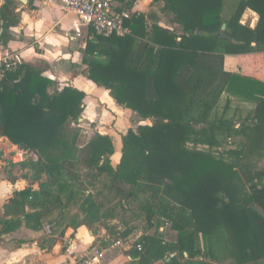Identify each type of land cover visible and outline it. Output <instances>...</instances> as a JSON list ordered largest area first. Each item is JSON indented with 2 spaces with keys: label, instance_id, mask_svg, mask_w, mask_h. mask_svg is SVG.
<instances>
[{
  "label": "trees",
  "instance_id": "obj_1",
  "mask_svg": "<svg viewBox=\"0 0 264 264\" xmlns=\"http://www.w3.org/2000/svg\"><path fill=\"white\" fill-rule=\"evenodd\" d=\"M113 1L120 10L138 0ZM150 1L175 27L159 24L154 10L132 11L129 34L90 29L82 50L87 78L141 122L121 135L115 165L111 136L94 132L78 145L79 129L66 127L81 117L84 91L55 88L26 63L3 71L0 137L35 154L17 164L36 187L12 193L2 231L23 223L60 237L70 227L101 223L111 213L92 190L106 176L103 186L144 213L140 229L105 225L117 239L131 240V263L264 261V185L253 182L264 171L252 175L248 168L264 157V79L224 66L225 54L259 53L264 67V0ZM17 4L0 6L2 44L20 21ZM246 8L258 14L254 26L240 22ZM77 199L82 220L68 210Z\"/></svg>",
  "mask_w": 264,
  "mask_h": 264
},
{
  "label": "crops",
  "instance_id": "obj_2",
  "mask_svg": "<svg viewBox=\"0 0 264 264\" xmlns=\"http://www.w3.org/2000/svg\"><path fill=\"white\" fill-rule=\"evenodd\" d=\"M16 1L18 2L16 11L20 14V21L17 25L10 27V40L6 44L0 43V58L7 54L17 55L19 57L18 64L26 63L30 65L35 70H39L42 76L62 84L61 87L63 85H72L84 91V109L78 120H88L92 122L107 118L105 113L111 112L108 110L104 112L99 107L105 105L109 108L116 106L119 111L130 113L133 121L138 120V117L134 115L135 113L118 105L105 88L95 85L87 78V68L82 62V50L86 45V40L89 38L90 27H86L84 24L80 23L76 16L75 18H70L72 14L63 13L62 0H27L26 3H21L18 0ZM2 3L3 0H0V6ZM146 4L148 5L147 7L151 8V1L147 3L146 0H138L131 9L126 10L129 12L146 11V9H144ZM243 18L245 20L244 24L254 26L258 20V14L250 8H246L242 14V19ZM151 24V22L148 23V25ZM61 26L67 37L64 48L60 47V42L58 38H56L58 33L55 32L56 28H61ZM1 32L2 28H0V34ZM77 33H79V35H77ZM49 39H52V44L49 43ZM54 44H57V48L53 46ZM49 48L58 51H54L49 55L51 53ZM27 50L30 51V56L27 55ZM235 56L240 57L237 59ZM227 62L229 65L228 68L226 66ZM224 66L227 70L231 71H239L240 67L241 71L253 74L261 80L264 79V67L260 65L259 53H249L248 55L225 54ZM95 87L101 90L99 91V89ZM96 93L104 95L105 98H98V96L95 95ZM111 111L114 112V109H111ZM99 112H101V114H99ZM1 139H5L8 143L14 145L15 148L8 146V144L2 142ZM27 157L35 158V154L19 149L17 145L11 143L6 137H0V219L3 218L4 205L12 196V193L25 185L23 184L24 178L21 177L22 170L17 163ZM22 226L25 225L22 223V225L15 230L5 232L2 231L0 225V264H72V262L75 261L76 257L69 255L71 253L70 247V252H67L65 248L66 254H58L57 251L59 246L57 242L53 244L48 256L42 255V257H40V262L38 259L37 261L34 260L35 257L30 256L29 249H27L28 247L21 244L22 241L20 236L28 230ZM65 231H67V229ZM46 232L48 233L47 230ZM87 233L89 235L88 237H91V239L90 241H86L85 249L92 247L98 249L99 245L91 243L92 238H94L93 230L87 229ZM135 235H131V238ZM50 236L55 237L53 235ZM70 241L71 239H69V242ZM70 245H72L71 242ZM122 249L128 264H132V257L127 252L128 247ZM98 251L100 252L99 249ZM100 255V262L98 264H121V258H110L107 254L102 256L101 252Z\"/></svg>",
  "mask_w": 264,
  "mask_h": 264
},
{
  "label": "rangeland",
  "instance_id": "obj_3",
  "mask_svg": "<svg viewBox=\"0 0 264 264\" xmlns=\"http://www.w3.org/2000/svg\"><path fill=\"white\" fill-rule=\"evenodd\" d=\"M150 0H146L148 3ZM146 6V7H145ZM144 6V9L148 10H154L160 15V24L165 27H175L169 19L163 15L162 13L158 12V8L153 4L150 7H147L146 4ZM64 13V12H63ZM75 18V15H71L70 18ZM240 22L242 24L245 23L244 18L240 19ZM150 26V25H149ZM90 29H92L90 27ZM93 30V29H92ZM56 33H58L56 38H58L60 42V47H65L66 45V36L63 32V27L56 28ZM49 43L52 44V39H49ZM68 44V43H67ZM55 48H57V44H54ZM30 50V49H29ZM27 50V55L30 56V51ZM50 54L51 55L54 51H58L56 49H51ZM237 59H239L240 56H235ZM230 59V58H229ZM227 68L229 67L228 62L226 63ZM239 71H241V68L239 67ZM62 84H59L56 81L55 88L61 87ZM64 86V85H63ZM96 88V87H95ZM101 90L100 88H96ZM94 90V89H93ZM92 90V91H93ZM103 91V90H102ZM98 96V98H105L102 94H95ZM98 101V100H95ZM103 105V104H102ZM105 105V104H104ZM99 106V105H98ZM102 111L106 112L107 110L111 113L106 112L105 116L107 118L99 121H88V120H78L77 122L69 121L66 124V127L68 130L76 127L79 129V138H78V145H82L88 141V139L92 136L94 132H99L101 134H107L111 136L113 141V154L111 155V160L113 165H115L120 157L121 154V135L126 132L128 128H135L140 122L139 117L134 114L136 117H138L137 121H133L131 119L130 113L126 111H119L117 107H107L105 106H99ZM106 109H104V108ZM111 109H114V112L111 111ZM116 109V110H115ZM100 110V111H101ZM106 110V111H105ZM134 113V112H133ZM101 114V112H99ZM103 116V115H101ZM235 125H238V122L235 123ZM238 140V138H235ZM229 141H232L231 139ZM234 144L227 143L225 145V148L234 147ZM34 158V157H32ZM251 171L252 175H256L257 172L264 171V157L260 159H256L253 161V163L248 167ZM103 178L101 183H98L96 188L92 190V193H94L96 201L101 205L102 211L107 210L111 213V216H108L105 220L102 222L104 223H96L94 225H87L86 223L79 224L77 227H71L70 229H67L65 233L61 237H51L45 230L44 227H42L40 230H33L26 226H22L23 228H26V232L20 236L21 244H24L27 249H29L30 256L35 257L34 260L37 261V259L40 262V257L42 255H49V252L51 251L53 244L57 242L58 244V254L64 255L65 248L70 247L71 253L69 254L72 257H76L77 255L82 253V250L85 249L86 241H90L91 237H88L87 229L93 230L94 232V238H92L91 243L95 245H99L98 249L102 253V256L104 254H107L108 257H117L121 258V264H128L124 251L122 248L129 247V244L124 243L123 245L117 246L115 241L117 238L115 235H113L111 232L108 231L107 227L115 226L116 228H123L125 227V224L132 226V225H138L140 228L144 227V213L138 208L137 204L132 200H123L120 195H115L114 192L109 191L105 186H103V181H107L106 176H102ZM243 179L245 181L246 178L243 176ZM253 182H256L258 185H264V177H255ZM247 186L250 184L247 182ZM23 184L26 186L27 184H31L33 188L36 187V183L31 182L29 179H24ZM80 200H76L75 203H71L68 210L73 216L80 215V219L82 220L84 218L83 215H81V210L78 206ZM29 208H27L28 210ZM30 211V209H29ZM106 225V226H105ZM139 234H136L135 236H132L131 239H135L138 237ZM69 239H71L72 245H70ZM116 244V245H115ZM77 258V257H76ZM75 258V261L72 262V264H82L81 261H77ZM133 264V263H132ZM153 264H161V262H155ZM216 264H232L231 260L225 259L222 261L216 262ZM251 264H264V261L257 262V263H251Z\"/></svg>",
  "mask_w": 264,
  "mask_h": 264
},
{
  "label": "built area",
  "instance_id": "obj_4",
  "mask_svg": "<svg viewBox=\"0 0 264 264\" xmlns=\"http://www.w3.org/2000/svg\"><path fill=\"white\" fill-rule=\"evenodd\" d=\"M117 2L113 0H62V10L66 14H74L80 23L86 27H91L94 32L108 36L115 34L124 36L130 33L125 20L129 18L130 12L124 8L119 10ZM79 35V33H77ZM19 63V57L14 54H7L0 58V79L5 69L15 67ZM1 118V109H0ZM117 245L127 243L131 240L122 241L117 239ZM140 249V247H138ZM66 251L70 252L69 247ZM100 252L95 247L84 249L77 255L76 260H81L83 264H98L100 262Z\"/></svg>",
  "mask_w": 264,
  "mask_h": 264
},
{
  "label": "water",
  "instance_id": "obj_5",
  "mask_svg": "<svg viewBox=\"0 0 264 264\" xmlns=\"http://www.w3.org/2000/svg\"><path fill=\"white\" fill-rule=\"evenodd\" d=\"M18 1L21 2V3H26L27 2V0H18ZM1 24H2V22H1ZM224 28H225V24L222 25L221 29L224 30ZM1 141L4 142V143H7L8 146L15 148L14 145L8 143L5 139H1Z\"/></svg>",
  "mask_w": 264,
  "mask_h": 264
}]
</instances>
